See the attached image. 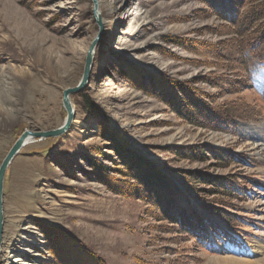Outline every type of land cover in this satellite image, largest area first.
<instances>
[{
    "label": "rangeland",
    "instance_id": "374dc122",
    "mask_svg": "<svg viewBox=\"0 0 264 264\" xmlns=\"http://www.w3.org/2000/svg\"><path fill=\"white\" fill-rule=\"evenodd\" d=\"M255 9L261 14L250 23ZM100 10L101 18L94 0H0V163L24 130L64 121L62 92L80 80L90 45L100 41L89 85L70 97L77 122L22 148L5 171L4 264L257 260L260 253L241 251L264 240V64L255 62L247 89L235 60L246 42L240 28L205 0H102ZM241 14L245 35L261 34L264 0H244ZM171 102L190 109L194 122ZM252 108L259 118L232 117V128H216L208 116V109L238 116ZM188 148L202 154L188 158ZM125 150L162 166L182 204L193 194L210 212L233 215L239 229L208 216L213 245L201 247L161 220L151 194L139 186V196L124 193L136 185L126 176ZM196 172L218 181L217 193ZM230 180L244 188L236 197L224 185ZM10 238L15 248L5 247Z\"/></svg>",
    "mask_w": 264,
    "mask_h": 264
},
{
    "label": "trees",
    "instance_id": "16d2710c",
    "mask_svg": "<svg viewBox=\"0 0 264 264\" xmlns=\"http://www.w3.org/2000/svg\"><path fill=\"white\" fill-rule=\"evenodd\" d=\"M205 2L214 10V12L218 16H220V18L228 21L232 26H237L238 28H240L238 30V33H241L240 37L242 38V41L246 42H242L239 50L237 51L238 59L235 60L237 62V65L240 66L244 71L246 82L245 84L247 86L253 67V61L256 60L264 63V29L261 28V34H257L255 36L245 35L248 25L243 23L244 21L241 14L242 8L244 6V0H205ZM260 14L261 10L255 9L253 13L248 17L250 23L253 22L255 18L260 16ZM247 89H249L248 86ZM85 101H87V99ZM184 103L186 106L187 102L184 101ZM170 104L172 106V110L175 113L190 122H194L193 120L195 119H192L188 116V114L192 113L190 109H187L184 106L182 110V105H180L179 102H171ZM205 107L207 108V106ZM208 111L210 113L208 114V116L212 115L215 117L216 123L214 124V126L220 129H225L226 125H230V128H232L234 126V123L231 122L232 117L238 119L251 118V120L253 121L259 118L257 108H252L250 109V113L238 116L220 114L212 109H208ZM212 112L216 113L211 114ZM102 134H106L104 133V129ZM114 148L119 154V151L123 149L119 142L116 143ZM190 150V153H185L188 158H192V154L196 155L197 153L200 154L202 152L191 148H188V150L185 151ZM194 150L197 151L196 154L194 153ZM122 155L123 156L121 157V159L124 162V165H127L126 176L130 177L133 181H135L136 184L133 185L134 187L132 186L133 188L131 186H127L126 189L128 191L124 190V193H126L127 195L136 194V196H139L138 192L135 191V188L139 186L142 192L144 191L143 193L151 194V197L154 199V205L158 210L157 212L161 216H163L160 217V219L168 220L170 223L177 226L180 230L189 234L197 244L203 245L208 242V238L205 235L208 229L212 227V221L211 219L207 218L208 216H212L214 218L222 220L228 225L236 228H238V225H240V223L235 220L233 215H230L225 219L222 218L224 217L223 214H217L213 211L210 212V208L208 207V205H205L203 203L201 204L198 198L193 194L188 193V196L185 195L186 198L184 199V203L182 204L180 198L175 194L174 186L172 182L169 181V176L167 175L166 171L163 170L162 166L156 165L153 161H150L151 164L149 166V160L143 155H141L142 157L139 156V153H137V151L135 152L133 150H125ZM128 157L135 158V161H131V163H129L127 160ZM208 159L210 158L206 157L205 155H199V157L197 158V160L202 162ZM239 159L242 163H244L242 156H240ZM97 165L103 167V165H101L100 163H97ZM143 166H145V168H151L150 171H146ZM132 169H135L136 173L133 172ZM240 176L243 180H245V177H243V175ZM194 178H196L202 184H206L207 186H209V189H207V192L209 194L217 193L216 191H214V189L218 181L212 178H206L205 174L202 172H196ZM106 183L109 184V182L107 181ZM224 185L227 187V191L230 193V195H234L235 197L237 196V193H240L244 189L242 185L238 184L236 181L230 180L227 181V183ZM198 207L203 209L205 212L197 211Z\"/></svg>",
    "mask_w": 264,
    "mask_h": 264
},
{
    "label": "water",
    "instance_id": "95a60500",
    "mask_svg": "<svg viewBox=\"0 0 264 264\" xmlns=\"http://www.w3.org/2000/svg\"><path fill=\"white\" fill-rule=\"evenodd\" d=\"M94 11L96 13V1L94 0ZM98 14V13H96ZM98 18V16H96ZM98 20V19H97ZM97 39H95L92 44L90 45L87 55L85 57V63L82 71V75L80 80L74 85L73 87H68L63 90L62 92V105L66 112V117L64 121L56 128L51 130H43V131H32V130H24L20 136L15 140L12 146L9 148L7 154L3 158L2 162L0 163V242L2 237L3 231V180L5 171L12 161L13 157L20 151L21 147L24 145L26 140L33 141H40L46 139L48 137H58L63 135L71 126L72 121L75 117V111L70 100L72 94L80 91L87 82L88 74L90 70V65L92 62L94 48Z\"/></svg>",
    "mask_w": 264,
    "mask_h": 264
},
{
    "label": "bare ground",
    "instance_id": "6f19581e",
    "mask_svg": "<svg viewBox=\"0 0 264 264\" xmlns=\"http://www.w3.org/2000/svg\"><path fill=\"white\" fill-rule=\"evenodd\" d=\"M102 2V0H96V13H98V15H99V13H100V3ZM101 14V13H100ZM100 16V18H101V15H99ZM106 39V38H105ZM99 43H100V41L99 42H96V44H95V48H94V50H95V52H94V54H93V58H92V62H91V65H90V70H89V74H88V79H87V82H86V84L84 85V87L82 88V90L83 89H85L88 85H89V83H90V77H91V75H92V72H93V67H94V65H95V61H96V59H97V57H98V55H97V52L96 51H98L97 50V46L99 45ZM81 91V90H80ZM80 91H78V92H80ZM78 92H76V93H78ZM75 94V93H74ZM74 94H72V95H74ZM0 108L1 109H5V108H3L2 107V105L0 106ZM6 110V109H5ZM75 122H77L75 119L72 121V123L74 124ZM79 123V122H78ZM82 123V122H81ZM71 126H72V124H71ZM31 140H26V142L24 143V145L21 147V149H20V151L22 152V148H25V147H27V146H29L30 144H31ZM19 151V152H20ZM17 153V155L15 156V157H13V159H12V161H14L15 162V160L14 159H16V157L21 153ZM238 157V156H237ZM14 162H10V164L12 165V164H14ZM150 166V165H149ZM151 169V168H150ZM7 172V171H6ZM144 175V174H143ZM144 192V191H143ZM156 193V192H155ZM179 196V195H178ZM174 206V205H173ZM15 226H17V225H15ZM57 230V229H56ZM107 234V233H106ZM106 234H105V236H106ZM3 239V238H2ZM10 239H11V241H10ZM10 239H5L6 241H3V243H5V247L6 246H9V247H12V248H15V246H17L18 244H17V239H13V238H10ZM60 240V239H59ZM62 240V239H61ZM26 241V240H25ZM28 241H30V240H27V242ZM7 242V243H6ZM225 245H227L229 248L231 247L229 244H225ZM256 245V244H255ZM0 248H1V246H0ZM221 248V247H220ZM222 249H225L224 247H222ZM221 249V250H222ZM3 250V249H2ZM2 250H0V264H4L5 263V258H4V254L2 253ZM246 250V251H245ZM243 251H245L246 253L247 252H249V255H251L252 253H260L261 254V256H260V258H258L257 260L255 259V260H251L250 258V260L248 259V257H245V258H240V256L239 257H237V258H234V257H223L221 260H215V262H214V264H264V254H263V251H264V240H263V242L262 243H259L258 244V246H255L254 248L253 247H249L248 249H243ZM252 252V253H251ZM82 254V253H81ZM248 255V256H249ZM6 256V255H5ZM83 258V257H82ZM7 259V258H6ZM74 259V258H73ZM77 259V258H76ZM82 260V259H81ZM76 261V260H75ZM78 261V260H77ZM86 261V260H85ZM90 261V260H89ZM88 261V262H89ZM82 262V261H81ZM92 262V261H91ZM16 262L15 261H13L11 264H15ZM72 263V262H71ZM75 263V262H74ZM79 263V262H78ZM16 264H18V263H16ZM86 264V263H85Z\"/></svg>",
    "mask_w": 264,
    "mask_h": 264
}]
</instances>
